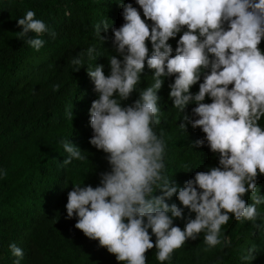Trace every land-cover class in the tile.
Instances as JSON below:
<instances>
[{"label":"clouds","instance_id":"obj_1","mask_svg":"<svg viewBox=\"0 0 264 264\" xmlns=\"http://www.w3.org/2000/svg\"><path fill=\"white\" fill-rule=\"evenodd\" d=\"M136 3L144 19L131 3L124 4L125 23L113 29V44L123 60L112 56L107 76L103 65L88 69L98 93L90 109L94 133L90 144L107 154L111 171L101 175L97 187L76 183L68 192L66 212L68 219L77 218L76 229L99 241L119 264H147L146 253L154 247L163 264L201 232L206 251L220 245L221 229L230 215L237 221L254 222L259 216L257 206L264 203V197L257 194V179L264 175V127L259 123L264 117V52L258 47L264 40V0ZM35 17L28 10L16 22L22 28L20 36L36 34L28 43L39 51L45 43L42 34L54 39L56 33ZM183 29L187 30L180 35L173 56L168 41ZM94 52L93 47L87 49L89 59ZM72 63L81 65L83 59ZM145 63L154 70V83L140 91L138 100L122 106L140 84ZM162 77H175L169 95L176 109L182 113L190 103L196 105L192 114L198 118H183L206 134L196 146L206 140L211 152L219 154L218 167L196 172L179 190L163 174L166 145L153 130L160 123L157 93L164 83ZM197 83L199 91L193 95L190 89ZM206 97L211 103H204ZM180 127L185 129L186 123ZM62 146L68 154L64 166L86 159L69 141ZM2 174L7 175L6 171ZM157 189L162 193L159 196L154 195ZM177 192L183 207L166 202ZM248 193L251 205L244 199ZM184 209L195 218L187 219L182 230L174 226V220L184 219ZM10 251L19 264L23 250L13 243Z\"/></svg>","mask_w":264,"mask_h":264},{"label":"trees","instance_id":"obj_2","mask_svg":"<svg viewBox=\"0 0 264 264\" xmlns=\"http://www.w3.org/2000/svg\"><path fill=\"white\" fill-rule=\"evenodd\" d=\"M128 3L144 19L136 0H0V264H16L18 258L10 251L13 243L24 252L19 264H119L99 241L74 227L77 218H67L66 204L76 183L97 187L101 175L111 171L107 154L90 144L94 134L90 109L98 93L88 69L103 65L107 76L110 58L123 60L113 44V29L125 23L123 5ZM28 10L56 33L54 39L42 34L45 43L39 51L28 43L35 33L19 35L22 28L16 21ZM185 30L168 41L173 56ZM147 45L151 52V42ZM89 47L95 48L92 59L87 56ZM258 47L264 52V40ZM75 58H82L83 63L74 65ZM153 76L154 70L145 63L140 84L122 106L138 100L140 91L154 83ZM162 79L157 93L160 123L153 130L166 145L163 174L179 190L196 172L218 167L219 154L211 152L206 140L203 146H196L206 134L183 119L198 118L192 114L196 105L190 103L181 113L169 95L175 77ZM199 83L191 87L193 95L198 94ZM204 103L211 99L206 97ZM181 123H186L185 129ZM259 123L264 127V117ZM65 141L78 147L86 159L64 166L63 160L68 158L62 146ZM161 194L158 189L154 193ZM257 194L264 197V175L257 179ZM251 195L244 197L249 205ZM177 196L178 192L166 202L183 207ZM257 211L254 222L237 221L230 215L221 229V244L215 248L205 250L201 232L163 264H264V203ZM183 215L184 219L174 220V226L182 230L187 219L195 218L188 209ZM149 234L155 244L150 229ZM156 253L155 247L146 253L147 264H161Z\"/></svg>","mask_w":264,"mask_h":264}]
</instances>
